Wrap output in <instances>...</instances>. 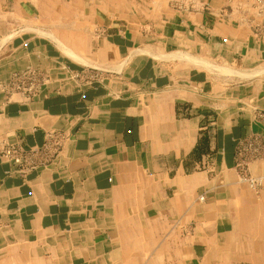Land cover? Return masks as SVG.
I'll return each mask as SVG.
<instances>
[{
    "label": "crops",
    "instance_id": "0c3cea01",
    "mask_svg": "<svg viewBox=\"0 0 264 264\" xmlns=\"http://www.w3.org/2000/svg\"><path fill=\"white\" fill-rule=\"evenodd\" d=\"M260 9L0 0V146L68 135L37 169L0 157V264H264V159L258 191L234 159L264 136ZM29 66L49 79L37 98L2 91Z\"/></svg>",
    "mask_w": 264,
    "mask_h": 264
},
{
    "label": "built area",
    "instance_id": "2783aa9c",
    "mask_svg": "<svg viewBox=\"0 0 264 264\" xmlns=\"http://www.w3.org/2000/svg\"><path fill=\"white\" fill-rule=\"evenodd\" d=\"M174 7L182 9V4L175 1ZM184 9V8H183ZM258 23L254 24V35L264 37V10H258ZM49 83L45 72L37 67L29 66L10 75L7 82L1 85L2 91L10 96H18L21 101L28 102L37 98ZM258 122L264 125V112H256ZM68 135L64 132H47L43 144L31 149H23L20 145L0 146V157L7 159L20 168V172L37 169L52 164L61 153ZM235 168L239 180L258 191L262 185V178L253 176L249 166L264 159V136L250 135L237 142L235 147Z\"/></svg>",
    "mask_w": 264,
    "mask_h": 264
},
{
    "label": "rangeland",
    "instance_id": "374dc122",
    "mask_svg": "<svg viewBox=\"0 0 264 264\" xmlns=\"http://www.w3.org/2000/svg\"><path fill=\"white\" fill-rule=\"evenodd\" d=\"M249 169H250V166H249ZM250 171V170H249ZM251 173V172H250ZM254 176V175H253ZM249 186V185H248Z\"/></svg>",
    "mask_w": 264,
    "mask_h": 264
}]
</instances>
